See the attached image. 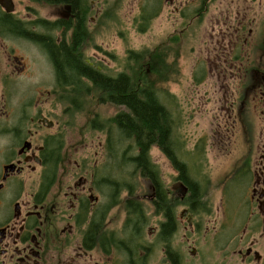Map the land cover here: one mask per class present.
<instances>
[{
    "label": "flooded vegetation",
    "instance_id": "obj_1",
    "mask_svg": "<svg viewBox=\"0 0 264 264\" xmlns=\"http://www.w3.org/2000/svg\"><path fill=\"white\" fill-rule=\"evenodd\" d=\"M122 1L0 0V264H264V0H165L179 14L185 42L196 37L192 48L215 79V147L201 138L190 151L185 144L175 148L179 167L185 165L179 169L153 144L149 154L160 151L173 178L166 183L153 161L159 181L133 173L148 192L143 198L106 172L119 163L94 162L91 169L87 156L73 159L63 148L59 130L49 132L59 127L45 108L56 91L37 82L13 101L12 81L34 72L37 61L18 55L14 43L45 55L41 43L78 40L83 49L96 20ZM136 1L140 24L148 26L152 19L140 16L156 14L153 4L160 7L161 0ZM212 6L217 12L199 36ZM82 49L85 63L105 72ZM238 138L239 151L231 147ZM104 143L109 151L108 136ZM214 149L230 156L226 174L215 181L208 168ZM132 199L146 201L148 211L143 203L141 210L127 209Z\"/></svg>",
    "mask_w": 264,
    "mask_h": 264
},
{
    "label": "rangeland",
    "instance_id": "obj_2",
    "mask_svg": "<svg viewBox=\"0 0 264 264\" xmlns=\"http://www.w3.org/2000/svg\"><path fill=\"white\" fill-rule=\"evenodd\" d=\"M218 2L225 4L228 0ZM138 4L140 2L136 0H123L118 4L113 2L91 28L87 43L82 49L84 56L90 62L102 66L109 75L125 71L132 76L135 86L155 89L160 100L173 113L175 123L172 137L177 148L181 149L185 144L190 151L197 142H201V138L205 139L206 147L214 148L211 132L215 121L210 108L213 104L212 84L215 83V79L206 71L205 60L197 58L192 48L197 41L196 37H190L185 42L184 35L180 33L182 24L179 22V14L175 13L165 0H161L160 7L157 3L153 4L157 8V13L148 26L140 31L142 25L139 21ZM214 9L215 6H212L209 14L205 16V21L200 24L199 36L202 35V29L204 34V30L208 28V18L216 14L217 11ZM188 13V16L192 15L191 11ZM247 13L251 11L248 10ZM14 46L18 55L26 58L35 57L37 61L36 66L32 67L34 72L27 71L12 81V85L15 84L12 88L13 101H19L23 90H29L30 85H36L37 82L42 83L43 87L50 91H56L54 95H49L51 102L45 108H49L54 114L50 117L54 121H59V127L54 125L49 132L59 130L63 148H68L69 152L73 153V159L87 156L89 168H93L94 162L97 167L113 164L109 151L103 149L110 128L107 120L123 107L99 103L97 101L99 95L94 90L89 96L77 101L83 105L81 104L79 108L74 107L69 101L70 92L55 87L54 72L47 56L43 52H38L31 44L14 43ZM131 52L140 54V59H131ZM35 87L32 88L31 94L38 95L40 89ZM44 95L43 92L42 97ZM22 104L23 102L19 106ZM94 118H98L104 124L103 130L92 128L91 120ZM236 140V144L231 147H237L239 151L242 149V141L240 142L239 138ZM130 144L131 140L125 141L119 148L122 151L126 146L129 149L128 156L134 153L133 144L131 148ZM209 152L213 159L209 161L208 168L210 177L214 180L226 174L230 156L224 157L216 149ZM150 156L166 183H169L173 174L166 158L154 148L150 151ZM121 163L120 161L119 165ZM108 168L107 173H116L118 178L133 182L136 196L143 198L148 193L140 178L129 174L132 171L130 166L117 168L112 165ZM209 189L215 191L218 198L217 189L215 187ZM217 202L215 199L209 204L214 209ZM142 203L148 211V203L146 201Z\"/></svg>",
    "mask_w": 264,
    "mask_h": 264
},
{
    "label": "trees",
    "instance_id": "obj_3",
    "mask_svg": "<svg viewBox=\"0 0 264 264\" xmlns=\"http://www.w3.org/2000/svg\"><path fill=\"white\" fill-rule=\"evenodd\" d=\"M154 15L145 14L143 11L140 17L152 19ZM142 27L140 26V31L147 26L142 25ZM41 44L53 67L57 86L70 92L71 105L79 108L83 103L79 104L77 101L80 98L84 99V96H89L94 90L99 95L97 101L124 107V110L118 111L107 120L110 125L109 157L114 163L121 161L123 167L131 164L133 170L129 173L130 175L138 171L141 176L157 182L160 175L149 154V148L156 144L172 160L174 167H179L174 151L177 145L172 137L175 123L173 113L160 100L155 89L135 86L132 76L125 71L109 75L97 70L88 62L86 64L83 57L78 54L83 46L78 40L69 44L61 42L56 47L52 43ZM130 58L139 60L140 54L132 53ZM91 125L96 129L104 127L98 118L92 119ZM129 140L138 150L128 156L129 149L125 146L122 153H119L118 149L121 145ZM183 167L185 165L181 163L179 169ZM123 188L128 189L131 195L135 190L134 183L125 178ZM192 194H197L195 186L192 188ZM127 203L129 207L127 209L133 210L138 207L139 210L142 209V203L137 199L129 200Z\"/></svg>",
    "mask_w": 264,
    "mask_h": 264
}]
</instances>
